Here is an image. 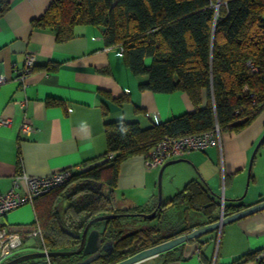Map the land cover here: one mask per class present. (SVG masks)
I'll return each mask as SVG.
<instances>
[{"label":"crops","instance_id":"crops-1","mask_svg":"<svg viewBox=\"0 0 264 264\" xmlns=\"http://www.w3.org/2000/svg\"><path fill=\"white\" fill-rule=\"evenodd\" d=\"M9 2L0 17V75L4 77L0 83V192L11 187L16 175L43 176L69 167L77 172L97 163L106 151L107 122L135 121L145 128L152 124L149 113L155 112L162 123L194 109L183 91L141 89L147 75L133 74L118 46L105 45L102 27L75 25L73 37L58 41L53 29L32 24L51 0ZM27 52L34 53L35 66L22 82L17 74ZM23 116L32 121L33 131L28 135L19 134ZM3 119L9 121L3 123ZM262 135L264 111L239 130L221 132L216 145L166 164L161 172V203L169 201L190 180H202L221 203L238 204L237 211L264 201V139L249 166ZM144 161V155L138 154L119 164L113 197L122 211L147 213L156 207L163 164L147 168ZM16 191H24L23 182L19 181ZM66 205L64 200L63 207ZM165 207V218L173 217L169 212L179 208V225L164 236L175 237L185 226L193 230L209 223V216L188 208L185 202ZM222 211L221 205L214 211L217 219ZM131 217L120 221L123 227L133 223L128 219ZM161 217L150 218V224L156 225ZM1 221L6 226L34 225V201L8 211ZM34 244L16 254L42 249L39 241ZM255 251H264V209L136 264H232ZM54 260L25 264H56Z\"/></svg>","mask_w":264,"mask_h":264},{"label":"trees","instance_id":"trees-1","mask_svg":"<svg viewBox=\"0 0 264 264\" xmlns=\"http://www.w3.org/2000/svg\"><path fill=\"white\" fill-rule=\"evenodd\" d=\"M51 0L32 20L38 27L55 31L56 39L73 37L75 25L103 29L107 46H120L133 74L147 75L141 89L153 92L183 91L194 109L162 123L141 128L135 121L105 124L106 151L97 163L73 172L63 185L34 199L36 219L42 234L39 246L48 250L74 247L77 240L68 231L79 232L92 217L124 213L115 206L121 161L144 156L164 137H180L212 130L236 131L264 111V0ZM9 0H0V17ZM251 63L252 67L249 66ZM120 102V101H119ZM63 198V214L56 203ZM185 202L188 208L217 219L220 200L202 180H190L152 218L162 216L165 206ZM238 204L223 201V213L237 211ZM214 213V215H213ZM120 217L105 220V239L111 251L98 264H111L171 236H155L158 225L123 234ZM96 226V223L94 224ZM199 225V224H198ZM98 226V225H97ZM185 226L174 235L191 231ZM258 251L247 253L232 264L256 260ZM16 255V254H15ZM50 258V261L57 259ZM64 257L59 258V262Z\"/></svg>","mask_w":264,"mask_h":264},{"label":"built area","instance_id":"built-area-1","mask_svg":"<svg viewBox=\"0 0 264 264\" xmlns=\"http://www.w3.org/2000/svg\"><path fill=\"white\" fill-rule=\"evenodd\" d=\"M120 52L121 47L118 46ZM35 66L34 53L27 52L23 61V67L17 74L20 81H24L29 72ZM249 66L252 67L251 63ZM4 77L0 75V83ZM148 118L152 123H158V116L155 112L149 113ZM9 119H3L7 123ZM33 131L32 121L23 116L20 124L19 134L28 135ZM220 130L217 125L212 130L189 134L180 137H164L159 140L144 156L147 168L158 167L169 158H185L193 151H202L207 147L216 145L219 140ZM71 167L59 169L43 176H30L25 173L13 177L11 187L0 192V262L14 256L23 245V241L28 237H36L42 241V234L37 223L30 226H6L1 221L3 215L26 203H33L34 199L48 191L55 189L66 183L72 176ZM19 181L23 182L24 191L18 193L16 187ZM223 210V201L221 211ZM42 250L48 249L43 247ZM257 258L264 260V251H261Z\"/></svg>","mask_w":264,"mask_h":264},{"label":"water","instance_id":"water-1","mask_svg":"<svg viewBox=\"0 0 264 264\" xmlns=\"http://www.w3.org/2000/svg\"><path fill=\"white\" fill-rule=\"evenodd\" d=\"M218 4H219V0L217 1L215 5L216 8ZM262 139H264V135L261 136V138L259 139V141L257 142V144L255 145L253 149L251 159L249 162V166L253 158V155L256 149L258 148ZM179 160H182V159L181 158L172 159L170 161L165 162L161 166L159 170V174H158V181H157L158 200H157L156 207L151 212L149 213H144V212L105 213V214L96 215L92 217L91 219H89L79 232L68 231V234L77 240V244L74 247L69 248V249H63V250L44 251L41 249V250H33V251L18 253L12 256L11 258L0 262V264H25L27 261L37 259V258L50 259V258H56V257H64L65 259L69 256H75L76 259L74 261L63 259V261L59 262V264H95L94 261L99 260L101 257L107 255L111 251L113 247V242L110 239H105L104 230L103 229L100 230L98 226L96 227L94 224L101 220H108L111 218L120 217L122 215L141 216L147 219L152 218L156 212V209L159 208L162 204L161 203V172H162V169L164 168L166 164L179 161ZM261 209H264V201H261L254 205L246 207L230 215H224L222 211L219 219L213 222H209L196 229H193L191 231H188L180 235H177L175 237L169 238L167 240H164L150 247L143 248L111 264H136L146 258L157 255L164 251H167L189 239L195 238L210 230L218 229L219 227H221L222 225L230 221L247 216Z\"/></svg>","mask_w":264,"mask_h":264},{"label":"rangeland","instance_id":"rangeland-1","mask_svg":"<svg viewBox=\"0 0 264 264\" xmlns=\"http://www.w3.org/2000/svg\"><path fill=\"white\" fill-rule=\"evenodd\" d=\"M63 205H64V200H63V198H60L59 202L56 205V210L60 214V216H62V214H63V208H64ZM147 213H149V212H147ZM169 213H170V215H173V217L165 218V216L162 215V217L160 218V220L156 224V225H158V232L155 234V236H164L166 234H169L171 231L175 230L177 228V226L179 225V223H178L179 208L175 207ZM189 217L191 218L192 215ZM128 219H132L133 223H135V224H133V223L129 224L128 223V224L124 225L123 234L133 232V231L140 229V228H146V227L151 225L150 224V218L147 219V218H143L141 216H134V217H131ZM153 222L155 223V221H153ZM97 225L104 227L105 226V220H101V221L96 222V226ZM36 243L38 244V239L36 237H29L26 239V241H23L22 248L25 246H33V244L37 245ZM59 258L54 260V261H56V264L59 263ZM45 259L46 258H37V259L29 260L27 262L37 261V260H45ZM75 259H76L75 256H69V257L65 258L64 260L74 261ZM94 263L96 264V263H98V261H94Z\"/></svg>","mask_w":264,"mask_h":264},{"label":"flooded vegetation","instance_id":"flooded-vegetation-1","mask_svg":"<svg viewBox=\"0 0 264 264\" xmlns=\"http://www.w3.org/2000/svg\"><path fill=\"white\" fill-rule=\"evenodd\" d=\"M98 261V260H97ZM96 264H98V263H96Z\"/></svg>","mask_w":264,"mask_h":264}]
</instances>
